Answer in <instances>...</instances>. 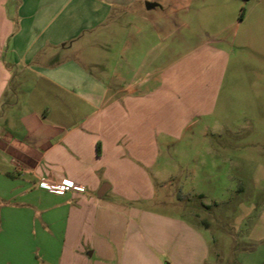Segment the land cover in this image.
<instances>
[{"label": "crops", "instance_id": "0c3cea01", "mask_svg": "<svg viewBox=\"0 0 264 264\" xmlns=\"http://www.w3.org/2000/svg\"><path fill=\"white\" fill-rule=\"evenodd\" d=\"M172 1L165 0V12L183 13L168 9ZM158 9L156 0H0V264L111 259L110 225L124 228L143 217L119 200H132L125 192L143 186L142 176L157 165V138L172 139L167 129L157 131V121L166 125L175 111L185 127L208 114L202 108L196 115L184 99L189 90L173 86L171 58L158 65L164 60L156 48L172 47L173 38L158 35V19L149 14ZM115 10L134 21V35L110 44L104 34ZM99 32L108 56L112 45L116 54L108 77L98 64L104 57L73 55L98 42ZM63 179L86 191L55 194L51 185ZM108 192L115 199H105ZM178 236L175 247L160 246L145 262L134 247H122L116 263L188 264L184 234ZM249 264H264V252Z\"/></svg>", "mask_w": 264, "mask_h": 264}, {"label": "rangeland", "instance_id": "374dc122", "mask_svg": "<svg viewBox=\"0 0 264 264\" xmlns=\"http://www.w3.org/2000/svg\"><path fill=\"white\" fill-rule=\"evenodd\" d=\"M156 1L163 12L149 14L158 19V35L173 33L167 43L172 47L156 48L164 60L158 65H170L171 58L173 86L189 90L184 99L196 115L202 108L208 114L185 127L173 118L175 111L166 125L156 119L157 131L167 129L172 139L157 138V165L142 176L143 186L125 192L132 200H119L143 217L131 225L127 220L124 228L110 225L111 259L95 254L90 263L117 264L122 247H134L144 261L160 246L175 247L183 233L188 264H202L203 251V264H249L264 252V0H173L168 9L184 10L174 15L165 12V0ZM109 23L113 27L104 35L110 44L134 35V21L119 10ZM98 34V42L73 55L80 61L104 57L98 64L108 77L116 54L112 45L108 56ZM93 72L102 74L100 67ZM75 184L83 188L76 193L86 191ZM104 198L115 199L112 192Z\"/></svg>", "mask_w": 264, "mask_h": 264}, {"label": "built area", "instance_id": "2783aa9c", "mask_svg": "<svg viewBox=\"0 0 264 264\" xmlns=\"http://www.w3.org/2000/svg\"><path fill=\"white\" fill-rule=\"evenodd\" d=\"M40 186H44V182L40 181L39 182ZM51 189L55 194L62 195L66 192L74 191V192H83V188L80 186H77L75 183L63 179L60 182L51 185Z\"/></svg>", "mask_w": 264, "mask_h": 264}, {"label": "water", "instance_id": "95a60500", "mask_svg": "<svg viewBox=\"0 0 264 264\" xmlns=\"http://www.w3.org/2000/svg\"><path fill=\"white\" fill-rule=\"evenodd\" d=\"M146 7H151V5H148V4H146ZM105 185L104 186H102V188L100 189V191H99V193H98V195L99 196H101L102 195V193H103V191H104V189H105Z\"/></svg>", "mask_w": 264, "mask_h": 264}, {"label": "trees", "instance_id": "16d2710c", "mask_svg": "<svg viewBox=\"0 0 264 264\" xmlns=\"http://www.w3.org/2000/svg\"><path fill=\"white\" fill-rule=\"evenodd\" d=\"M97 154H99V149H98V147H97Z\"/></svg>", "mask_w": 264, "mask_h": 264}]
</instances>
